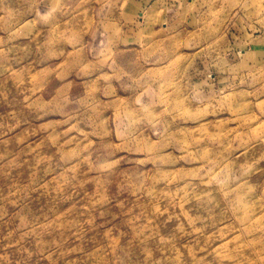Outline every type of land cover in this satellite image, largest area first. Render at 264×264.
I'll return each instance as SVG.
<instances>
[{
    "label": "rangeland",
    "instance_id": "rangeland-1",
    "mask_svg": "<svg viewBox=\"0 0 264 264\" xmlns=\"http://www.w3.org/2000/svg\"><path fill=\"white\" fill-rule=\"evenodd\" d=\"M189 1L0 0V264H264V0Z\"/></svg>",
    "mask_w": 264,
    "mask_h": 264
},
{
    "label": "crops",
    "instance_id": "crops-1",
    "mask_svg": "<svg viewBox=\"0 0 264 264\" xmlns=\"http://www.w3.org/2000/svg\"><path fill=\"white\" fill-rule=\"evenodd\" d=\"M152 1L154 2L153 4L149 5V7H145L142 9V11L148 9L150 12V16H151V12L153 11V9L158 8L159 4L162 3L161 0H152ZM188 1L189 0H186V2H188ZM192 2H193V0L189 1V3H192ZM142 11H139L138 13L140 14V13H142ZM256 20H257V18H256ZM256 20L252 21V22H247L246 25L243 21L240 22L241 28H240V31H238V33L240 35H243L244 37L248 38L247 43L241 45V48L247 49V54L244 56L245 58L250 55L251 52H248L249 50L260 48L259 44H258V42H260V40H263V42H264L263 31L260 30V32L257 33V30L259 28L261 29L262 25H260V23H257L258 21L256 22ZM249 29H251L250 32H249Z\"/></svg>",
    "mask_w": 264,
    "mask_h": 264
}]
</instances>
